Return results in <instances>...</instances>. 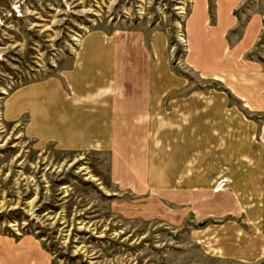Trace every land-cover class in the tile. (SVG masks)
<instances>
[{"label": "crops", "instance_id": "1", "mask_svg": "<svg viewBox=\"0 0 264 264\" xmlns=\"http://www.w3.org/2000/svg\"><path fill=\"white\" fill-rule=\"evenodd\" d=\"M203 4L187 21L186 60L219 86L195 88L175 72L161 33L146 43L136 29L92 30L68 67L15 87L2 113L11 120L25 115L26 133L59 147L108 150L110 178L138 194L128 199L136 209L131 215L172 211L181 220L191 213L194 235L211 243L217 228L220 255L258 262L264 258V67L240 49L256 38L259 20L228 49L222 34L211 40L206 32ZM229 5L216 7L221 30Z\"/></svg>", "mask_w": 264, "mask_h": 264}, {"label": "rangeland", "instance_id": "2", "mask_svg": "<svg viewBox=\"0 0 264 264\" xmlns=\"http://www.w3.org/2000/svg\"><path fill=\"white\" fill-rule=\"evenodd\" d=\"M200 1L206 6L201 21L206 32L211 40L222 34L228 49L259 20L256 38L240 51L264 67V0H227L232 5L223 12L229 23L222 30L216 7L224 0H0V264H257L264 259L250 263L220 255L217 228L211 243L194 235L190 230L198 222L191 213L181 220L172 211L131 215L136 209L128 199L138 194L110 178L108 150L59 147L26 133L25 115L11 120L2 113L15 87L68 67L92 30L107 35L136 29L146 43L152 33H161L175 72L195 88L219 86L218 79L208 83L186 60L187 21Z\"/></svg>", "mask_w": 264, "mask_h": 264}]
</instances>
